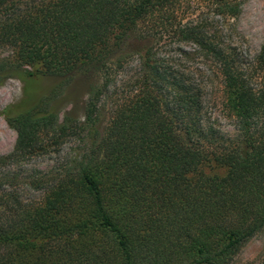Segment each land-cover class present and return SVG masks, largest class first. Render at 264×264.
<instances>
[{"label":"trees","instance_id":"trees-1","mask_svg":"<svg viewBox=\"0 0 264 264\" xmlns=\"http://www.w3.org/2000/svg\"><path fill=\"white\" fill-rule=\"evenodd\" d=\"M206 1L225 21L241 13V0ZM181 2L0 0V85L23 82L21 103L2 111L17 136L0 167L59 138L81 144L57 174L32 180L40 200H24L0 175V264H232L263 230L264 83L254 86L250 71H264V43L245 65L206 19L174 28ZM168 28L217 67L236 138L210 121L203 78L172 68L167 45H154ZM135 55L140 71L123 98L110 96L102 127V98ZM88 69L100 82L83 118L59 121L54 98ZM45 77L59 82L44 91ZM207 164L226 172L207 174Z\"/></svg>","mask_w":264,"mask_h":264},{"label":"rangeland","instance_id":"rangeland-1","mask_svg":"<svg viewBox=\"0 0 264 264\" xmlns=\"http://www.w3.org/2000/svg\"><path fill=\"white\" fill-rule=\"evenodd\" d=\"M241 1L240 15L225 21L210 11L211 6L206 0H182L174 12L173 27L189 20L206 19L211 27L210 32L220 36L221 40L222 36L226 37L227 42L232 48H235L240 62L245 65L251 63L252 66H255V57L264 43V0ZM168 30L170 33L159 29V32L162 33L156 35L154 45L159 49L167 45L163 48V52L166 57L171 58L172 68L188 76L197 75L203 78L206 84L204 101L210 121L214 123L222 137L236 138L238 135L236 121L225 106L223 81L217 67L209 61L193 58L194 45L182 41L171 29L168 28ZM139 71V61L136 55L128 57L123 66L119 68L112 85L116 89H111L108 96H104L101 101L104 105L102 127L110 117V98H123L122 92H124L126 80ZM250 73L253 76L254 86H261L264 83V71L255 70L252 67ZM58 82L57 78L45 77L41 80L40 85L44 91H47ZM98 82H100V77L93 69L77 74L53 100L52 107L58 111L59 121L63 120L68 112H71V116H75L78 120L82 119L91 85ZM115 90H117V94L114 96ZM22 99L23 82L18 78H9L0 85V156L12 152L17 136L16 131L8 125L2 111L9 105H19ZM57 140V144L50 145L46 151L1 166L0 175L11 178L7 182L4 181V177V184L13 185L26 201L40 200L43 197L44 189L34 187L31 184L32 180L44 174H57L60 167L66 164L81 146L74 136ZM204 171L210 175L218 174L220 176L226 172L224 168L210 164L204 167ZM232 264H264V228L241 248Z\"/></svg>","mask_w":264,"mask_h":264}]
</instances>
